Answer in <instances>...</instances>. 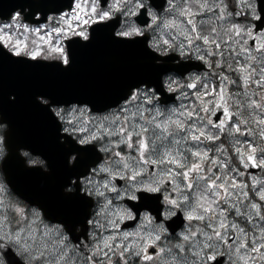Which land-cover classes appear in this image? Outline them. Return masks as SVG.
Listing matches in <instances>:
<instances>
[{
  "label": "snow or ice",
  "instance_id": "1",
  "mask_svg": "<svg viewBox=\"0 0 264 264\" xmlns=\"http://www.w3.org/2000/svg\"><path fill=\"white\" fill-rule=\"evenodd\" d=\"M102 2L107 0H91L86 12L81 0H75L72 11L60 19L67 27L55 31L60 36L86 37L90 24L110 19L113 12L150 16L158 30L176 32L172 36L169 31L171 39L154 41L153 46L178 51L181 56L194 54L213 68L215 82L207 80V73L203 78L190 75L187 84L170 79L167 91H179L180 103L166 108L158 106L160 88L138 85L120 99L118 109L77 119L76 124L68 121L65 131L76 135L80 144L96 147L100 143L99 150L106 156L88 176L82 174L83 180L77 177L75 183L69 180L64 186L71 196V190L79 191L76 185H81L91 204L96 199L100 205L102 198L96 215L83 222L93 228V243L87 254L70 247L64 229L71 232L75 227L69 228L64 221L46 224L38 210L26 211L25 206L6 203L0 196V264H12L9 253L23 256L26 264H221L224 257V264H264V180L251 176L249 183L241 179L245 173L229 154L230 148L244 169H264V31H254L257 25L232 23L227 0H167L172 19L151 12L145 0H134V7L124 6L129 0L124 5L112 0L107 8ZM235 3L246 12L256 11L252 0ZM254 19L264 20V7ZM73 21L79 22L76 28ZM10 27L3 25L0 33ZM142 32L134 27L121 35ZM42 40L49 43L51 35ZM0 41L20 54L19 41L12 43L7 34L0 35ZM49 48L65 63L69 61L59 43H49ZM32 55L38 57L40 49ZM233 85L237 91L231 90ZM171 99L167 96L164 101ZM64 111L56 110L63 121ZM71 111L84 117L88 109ZM223 133L231 138L229 147L220 142ZM100 174L106 176L98 182L95 177ZM116 178L126 182L123 189L113 183ZM125 198L162 203L164 212L158 207L156 213L163 219L156 223V217L145 212L140 223L128 230L125 222L137 217L117 203ZM143 207L149 206L145 203ZM132 208L139 212L137 203ZM178 213L184 226L173 237L169 228L181 222ZM172 217L176 220L166 226Z\"/></svg>",
  "mask_w": 264,
  "mask_h": 264
},
{
  "label": "water",
  "instance_id": "2",
  "mask_svg": "<svg viewBox=\"0 0 264 264\" xmlns=\"http://www.w3.org/2000/svg\"><path fill=\"white\" fill-rule=\"evenodd\" d=\"M43 3L47 2L44 0H30V2L0 0V13L3 14L0 18L9 19L11 11L16 8L23 10L28 7L38 11L33 6L41 9ZM47 4L53 7L55 3ZM28 15L26 14V17ZM93 35L92 41H107L103 30H94ZM3 50L6 49L0 43V51ZM90 57L88 53H82V51L79 54L76 53L69 67H62L55 62L31 63L13 59L9 55H4L0 59V119L9 124L7 139L10 154L3 164L7 175L3 173L6 182L15 194L31 205L38 206L48 220L54 223L64 221L69 228L75 227L71 232L65 229L76 245L84 251H87L88 246L87 228L82 225L84 231L80 233L75 231L78 225L83 224L87 215L90 216L92 204L90 200L79 194L65 195L63 187L69 182L70 176L86 170L89 163L98 156V159L102 157V153L98 151L97 154L94 149H90L86 156L78 157L76 168H69L68 154L81 150L75 146L74 141L70 142L69 147L59 142L60 125L49 108L39 104L36 97L38 95L50 97L53 103H87L93 110H104L117 105L134 86H112L115 81L120 82L125 78L107 76L105 63L98 61L100 58L103 59L102 52H96ZM88 61L91 64H88ZM161 72L163 70H159V75ZM152 73L143 70L142 78L136 81L137 84H151L159 81V78H154ZM11 96H15V99H10ZM18 147L30 148L33 154L39 153L44 156L48 160L50 172L45 173L38 168H26L24 161L17 154ZM252 171L259 175L262 173L260 168H252ZM86 174L87 172L84 175ZM178 223L179 220L171 227L176 228ZM84 225L87 223L85 222ZM9 258L11 260V253ZM224 259L225 257L221 259V264L224 263Z\"/></svg>",
  "mask_w": 264,
  "mask_h": 264
},
{
  "label": "clouds",
  "instance_id": "3",
  "mask_svg": "<svg viewBox=\"0 0 264 264\" xmlns=\"http://www.w3.org/2000/svg\"><path fill=\"white\" fill-rule=\"evenodd\" d=\"M22 2H30V0H22ZM44 2L59 3V4L65 5V6L58 9V10H49L46 13L42 12V11L33 12L31 9H29L27 7H25L23 10H21L20 8H16L15 10L11 11V13H10V16L12 18L10 25L17 26L20 24L21 11H22L23 12V18L26 17V14L31 13L32 19L31 20L27 19V20L31 21L32 24H34V25H40L39 28H34V29H38V31H33L37 35L45 26V23H44L45 20H47L49 22L48 26L50 27V31L57 33L55 31L56 28H51V23L55 22L57 19L60 20L63 14L69 13L67 10L72 9V7H73L72 0H44ZM252 2H253V6L256 9V11L254 14L251 12H243L242 13V15L246 16V21L244 24H241L242 26L247 27V26H251V25H264V20L254 19V16L261 15V7L262 6H261L260 0H252ZM120 3L122 5H124V0H120ZM145 3L149 7V10L151 12H155V9H161V8H163L165 10V12H167V10H168V6H165L164 3L162 2V0H145ZM158 5H160V7H158ZM124 6L125 7H134L135 6L134 0H129V3L127 5H124ZM116 13L117 12H113L110 19L103 20V21L96 23V24H90L89 27L86 29V31H87L86 37H79V36H74V35H68V36L57 35L56 43H59L60 46L65 49V54L69 57V61L67 63H65L61 58H59L55 53H53L50 50L49 43H51V41H49V43H44V41L42 40V36L39 39L41 41H43L44 45H47L46 48H42L39 44H37L36 41H32V44L35 46L30 47L28 44H25L23 40H17V41H19V44L21 46L20 54L17 55L15 53V51L13 50V47L10 44V45L5 47L6 50L0 51V59H2L4 55H9L11 58L16 59V60H23V61H28L31 63H53V62H55V63H59L62 67H69L71 65V59H72L70 45L74 41H78L79 43H82V44L89 43L92 39V35H93L94 30L110 28L112 37L115 40H119V41H123V42H127V43H135L138 41H143L146 49L154 54V63L156 66L165 67L166 64L170 63L171 67H169L166 71H163L160 73L158 83H151V84L141 83V84H139V86L150 87L152 89L160 88V90H161L160 93H164L165 88L161 86L162 79H163L164 84L167 87H168V83H169L170 79L173 81H176L179 84H182L178 79H173L170 74L171 73H184L188 70V68L181 70L184 68V65H188L186 63L181 62V61L185 60L186 57L180 55V59L178 60L177 57L174 55H171L169 51H167V50L161 51V50H158L156 47L153 46V42L157 41L158 39L156 38L155 35H152V33L157 32L159 30L156 28L155 25L151 24V17L150 16H139V15L129 16L127 14H123L121 16V18H117ZM57 14H59V15H57ZM0 15L3 16L2 13H0ZM133 17H136L138 19L139 24L136 23V20L132 19ZM92 25H95V26L92 27ZM134 27L142 28L143 29L142 34L139 36H136L135 34L129 35V36L121 35L124 32H130L132 30V28H134ZM27 31H28V28H27V26H25V32H27ZM145 33H148V35H146ZM150 35H151V39H150ZM58 36H59V39H58ZM137 37H139V39H137ZM25 39H27V37H25ZM65 41H66V43H65ZM36 48L40 49V55L38 57H34L32 55V52ZM166 74H169V75H166ZM166 97L167 96L165 95L163 97V99L166 100ZM10 99L14 100L15 96H11ZM36 100L42 106H47L49 108L53 117L55 118L57 123L60 125L59 142L61 144H64L65 147H69L70 142L74 141L75 146L81 150V151H72L68 154L67 164H68L69 168H76L77 162H78V157L86 156L87 152L90 149H94L95 153L98 154V149L96 147H90L88 145L80 144L77 140L76 135H74L71 131H65V129L68 126L65 123H63V120L58 118V116L56 115V110L57 109L63 110L64 109L63 106H65V105L71 106V108H76L77 105L87 106L89 104H87V103L80 104V103H76V102L53 103L50 97L39 96V95L36 97ZM57 106H59V107H57ZM8 132H9V124L6 121H3L2 119H0V133H2V135H0V172H3L5 175H6V173L4 171L3 164H4V161L8 158V156L10 154V150L8 147V139H7L8 138ZM69 138H70V140H69ZM16 151H17V154L19 155V157L24 161V166L26 168H28V169L38 168L45 173L50 172L48 160L44 156H42L41 154L36 153L37 156L33 157L32 154L34 152L30 148H27V147H18L16 149ZM40 157H42V159H39ZM98 158H99V156L97 157V159ZM97 159H95L91 163H89L87 165L86 170L78 173L77 175L70 176L69 180H71L73 183H75L76 178L81 177L82 174H85L86 172H88L91 165L94 164ZM36 163H39L40 167H36L35 166ZM76 188H79L80 190L76 191L75 189H72L71 190V196H76L77 194H79L81 196H84L86 199H88V196L84 192L81 185L77 184ZM63 192L65 195H68V193L66 192L64 187H63ZM145 203H147L149 207H152L153 204L155 205L156 209H158V207H159V205L156 204L154 201H143V202L137 201V205H139L140 207H142L143 204H145ZM140 207H138V210L140 209ZM86 219H87V217H86ZM81 225H83L85 228H87V225H84V224H81ZM5 251H7V249H5ZM14 251H15V249H14ZM21 261H23V264H26L25 258L23 256L19 255L18 253L16 255H12V258H11L12 264H16V262H18V264H21Z\"/></svg>",
  "mask_w": 264,
  "mask_h": 264
},
{
  "label": "flooded vegetation",
  "instance_id": "4",
  "mask_svg": "<svg viewBox=\"0 0 264 264\" xmlns=\"http://www.w3.org/2000/svg\"><path fill=\"white\" fill-rule=\"evenodd\" d=\"M34 1H37V0H34ZM81 2L85 6V11L86 12L89 11L90 6H88V5H90L91 0H87L86 4H85V0H81ZM162 2L164 3L165 6H168L167 0H162ZM72 3H73V6H74L75 0H72ZM111 3H112V0H107L106 3L102 2L101 6L103 8H107L108 5H110ZM227 3L229 5V11L233 13V16L231 17V22L232 23H238V24H244L245 21H246V16H244V15L236 16L235 13L238 12V11L246 12L247 10L241 9L239 6H237V4L235 3V0H227ZM64 6L65 5H63V4L55 3V5L53 7H49L46 3H43V5H42L43 8H41V9L39 7H37V6H33V7L38 9V11H42V12L46 13L47 11L51 10V8H55V9L58 10V9L64 7ZM158 7H160V5H158ZM32 11L35 12V10H32ZM67 11L70 13L72 11V9H69ZM155 12H156V14L159 17H162L163 15L170 14L169 12H165V10L163 8L155 9ZM57 15H59V14H57ZM170 15H172V14H170ZM116 16H117V18H121L122 14L117 12ZM67 18L68 17H66V19ZM85 18H87V17H85ZM27 19L31 20L32 19V14L29 13L28 17L23 18V13L21 12V18H20L19 26H12V27H10V29H4V31L21 33V31L25 32V26H27L28 31L32 30L34 28H39L40 27V25H34V24H32L31 21H28ZM132 19L136 20V23L139 24V21H138V19L136 17H133ZM11 20H12V18L10 20H4V19L0 18V26L1 25H10L11 24ZM44 23H45V26L43 27V29L39 33L43 34V36H45L46 38L50 34L51 35V43L53 45H55L56 37L59 34L50 31V27L48 26L49 22L47 20H45ZM78 23H79L78 21H73V27L76 28ZM94 26L95 25H92V27H94ZM57 27H65L66 28L67 26L63 25V22L57 19L55 22L51 23V28H57ZM77 30H79V28H77ZM102 30H104L105 35L108 32L111 33V29L110 28L102 29ZM254 31H264V28H258V26H257L256 29H254ZM145 34L148 35V33H145ZM152 35L156 36V32H153ZM93 36L94 35H92V38H94ZM150 39H151V35H150ZM65 43H66V41H65ZM141 44H144V42L142 41ZM249 44L250 45L253 44V41L249 40ZM110 45H111V43H106V42H103V41H92L91 40L89 43H84V44L79 43L78 41H74L70 45L71 57L73 59L75 54L76 53L79 54L81 51H82V53H88V55H90L91 57L96 52H102V54H103L102 58L104 59V62H107L108 60H109L108 62H110V60H111V61L117 63L116 61H119L120 64H122V65L125 64L124 66H126L127 64H132V66H133L137 62H147V63H149L148 55H146L144 57L142 53L139 54V52H137L136 50L113 49V48L110 47ZM29 46L32 47L31 45H29ZM72 48H73V50H72ZM123 48H125V47L123 46ZM169 52H170L171 55L176 56L178 60L180 59V54H179L178 51L169 50ZM152 56L154 57V54ZM185 57H186L185 60H183L181 62L188 64V65H186V67L184 69L188 68L189 70H187L184 73H171L170 75H171L172 78H178L182 82H186V84H187V83L190 82V80L188 79V77L190 75L195 74V75L202 76V78H203V74L207 73V80L211 81V82H215V72H214L213 68H209L204 62L195 59L194 54H188ZM168 66H171L170 63L168 64ZM168 66L165 65L166 68L162 67V69L166 71L168 69ZM153 67H154V76L158 77L159 67L156 66L155 63H153ZM215 71H221V70L220 69H216ZM166 75H169V74H166ZM161 85H162V87L165 88V94L169 93L167 91V86L163 82V79L161 81ZM255 87H256L255 85L252 86L253 89H255ZM231 90L232 91H237L236 86L235 85L231 86ZM189 91L191 93L194 90H189ZM158 94H159L160 100H161L159 105L161 107H163V108L170 107V106L174 105L175 103L179 102V100L177 99V97L179 96V91H177L175 93H169V95H172L173 98L171 100H168L166 103H165V101L163 99V97L165 95L163 93H158ZM169 95H167V96H169ZM63 107H65V106H63ZM69 107H71V106H69ZM85 107L89 108L92 111V109L88 105L85 106ZM117 107H119V105ZM117 107H115V108H117ZM218 115H219V113H218ZM213 119H216V118L213 117ZM244 138L245 137H240L241 140H243ZM247 138L251 139V137H247ZM230 140H231V138L228 137L226 133L221 134V141L220 142L223 143L225 147H229ZM229 154L232 155L233 158L235 159V154L232 153L230 148H229ZM105 158H106V156H105V153H104V156H102L100 159H98V161L95 164L91 165V167L88 170L87 174L84 175V176H88L90 174V172H91V169L97 167V165H99L101 162H103ZM39 159H42V157H40ZM236 161H238V159H236ZM37 165H39V163H36V166ZM245 171L248 174H254V175L259 176V177L260 176L261 177L264 176V169H262V173L260 175H257L256 173H254V171H252L251 167H249L248 169H245ZM84 176L80 177V179L83 180ZM113 182L117 186L118 189L124 187L125 184H126L125 181L119 180V178H116ZM157 195H159V194H157ZM161 199H162V197H161ZM135 203H137V201L129 202L127 200V198H125L123 200V205H125L128 208H130L133 211V213L136 215V217H137L136 221H126L125 222V225L127 226L128 230L134 229L137 226V224L140 223V221H141V219L143 217V214L145 212L149 213L153 217H156V223H159L160 220L163 219L162 216L157 217V213H156L157 209H156L154 204L152 205V207L141 208V209H139V212H137L135 208H132V204H135ZM100 205H101V201H100ZM100 205L97 204L96 199H93L92 207H91V211H90V216L88 217V219H92L96 215V212L99 210V206ZM158 205H159L160 212L163 213L164 210H165V206L162 203H158ZM137 207H140V206L137 205ZM178 216H180L181 222L177 225L175 230H173L171 227L169 228V233H171V235L173 237L176 235L177 232L181 231L183 226H184L183 225V216H182V214L178 213ZM174 219H175V217H172L170 220L165 221V225L168 226L169 224L172 223V221ZM58 224H60V223H56V225H58ZM122 227H123V225H122ZM64 230L66 231V229H64ZM81 231H84V228H83L82 225H78L76 227L75 233H80ZM92 232H93L92 226L87 224V234H86L87 235V243H88L87 249H89L91 244L93 243V241H92ZM96 232H97V235H99L98 234V230H96ZM66 233L68 234L69 239L73 242L74 246L77 247L82 252H84L85 254H87V251H84L83 249L79 248L76 245L75 241L71 239V236L69 235V233L67 231H66ZM226 259H227V257H225L224 261Z\"/></svg>",
  "mask_w": 264,
  "mask_h": 264
},
{
  "label": "rangeland",
  "instance_id": "5",
  "mask_svg": "<svg viewBox=\"0 0 264 264\" xmlns=\"http://www.w3.org/2000/svg\"><path fill=\"white\" fill-rule=\"evenodd\" d=\"M88 6H90V5H88ZM162 17L165 18V19H172L173 18V15L167 14V15H163ZM2 26L3 25H1L0 27H2ZM6 29H10V28H6ZM169 31H171V35L172 36H176L175 30H162V31L159 30V31L156 32V38L158 40L171 39V37L168 35V32ZM3 34H7L8 36H10L12 38V43H15V41H17V40H23L25 44H28V45H31L32 47H34L35 45L32 44V41H36L37 44H39L42 48H46L47 47V45H44L43 41H41L39 39L41 36H43V34H40L39 33L37 35L36 33L33 32V29L32 30H29L27 32L21 31V33H19V32H8V31H4L3 33H0V35H3ZM25 37H27V39H25ZM43 37H45V36H43ZM47 38L45 37V39H47ZM180 39H182V38H180ZM189 54H192V53H189ZM173 79H178V78H173ZM178 80L182 84H186V82H182L180 79H178ZM185 91H188L190 93L189 89H185ZM179 103H180V101L178 103H175L172 106H178ZM158 106L161 107L160 105H158ZM57 107H59V106H57ZM76 108H87V107H85L84 105H77ZM161 108H163V107H161ZM71 109H72L71 107H66V108L64 107V110L65 111H64V113H62L66 117V119L63 121V123H65L67 126H68V124H67L68 121H71L72 124H76L77 123V119H85V120H87V119H90L93 116L99 117V116H102V115H106L110 111H112L114 109H118V107L117 108H110V109H108V110H106L104 112H99V113L93 112L89 108H87L88 109V112H87V114L84 117H81L79 112H75V113L72 112ZM0 135H2V133H0ZM97 145H98V148L99 149L102 146L100 143H97ZM33 157H36V155H33ZM233 164L236 167H238L241 171H243L245 173V175L241 178L244 181L250 183V177L251 176H255L257 179L264 180V176L263 177H261V176L259 177V176H256L254 174H248V173H246L245 169L243 168V165H241L239 163V160L236 161V159L233 158ZM214 171H216V169H214ZM105 176H106V174H100V175L96 176L95 179H96V181L99 182V181L103 180L105 178ZM0 186H2L4 188V192L0 193V196H2L4 198V200H5L6 203H19L21 206H25L26 207V211L29 210V209H36V210L39 211V213L41 215V219L46 224L56 225V223H52V222L48 221L43 216L42 211L38 207H36V206H30L26 202H24L23 200H21L20 198H18L11 191V189L9 188V186L7 185V183H6L5 179H4V176H3L2 172H0ZM124 187H122L120 189H123ZM109 195L112 196V195H115V194H109ZM100 201H101V205H102L103 204L102 198H100ZM117 203L123 204V201H120V202H117ZM101 222H104V221L101 220ZM98 234H100V231L99 230H98ZM65 235L67 236V241L66 242L69 244V246L70 247H75L74 244H73V242L69 239V236L66 233V231H65Z\"/></svg>",
  "mask_w": 264,
  "mask_h": 264
}]
</instances>
